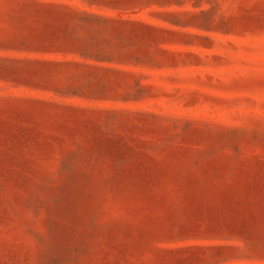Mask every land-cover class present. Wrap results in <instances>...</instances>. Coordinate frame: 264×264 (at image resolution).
<instances>
[{"label": "rangeland", "instance_id": "obj_1", "mask_svg": "<svg viewBox=\"0 0 264 264\" xmlns=\"http://www.w3.org/2000/svg\"><path fill=\"white\" fill-rule=\"evenodd\" d=\"M0 264H264V0H0Z\"/></svg>", "mask_w": 264, "mask_h": 264}]
</instances>
